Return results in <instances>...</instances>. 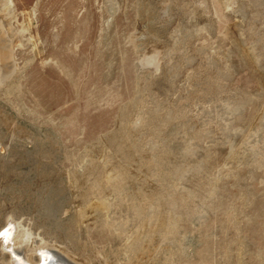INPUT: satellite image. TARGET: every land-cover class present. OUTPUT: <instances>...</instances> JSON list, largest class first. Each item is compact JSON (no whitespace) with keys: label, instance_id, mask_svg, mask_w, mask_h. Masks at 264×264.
<instances>
[{"label":"rangeland","instance_id":"rangeland-1","mask_svg":"<svg viewBox=\"0 0 264 264\" xmlns=\"http://www.w3.org/2000/svg\"><path fill=\"white\" fill-rule=\"evenodd\" d=\"M0 233V264H264V0H0Z\"/></svg>","mask_w":264,"mask_h":264},{"label":"bare ground","instance_id":"bare-ground-1","mask_svg":"<svg viewBox=\"0 0 264 264\" xmlns=\"http://www.w3.org/2000/svg\"><path fill=\"white\" fill-rule=\"evenodd\" d=\"M4 41V40H3ZM12 231H13V227L12 226H7V228H5L3 231H1L2 232V234H1V237H2V240H3V245H5L4 243H6L7 241H10V239H11V236H12ZM19 235V234H18ZM15 237V236H14ZM20 239H22V238H20ZM11 242H13V241H11ZM26 243V242H25ZM14 244V243H13ZM23 245V244H22ZM30 246V245H29ZM47 246V245H46ZM6 247H9V245L7 244L6 245ZM25 247V246H24ZM45 247V246H44ZM10 248H11V246H10ZM14 248V247H13ZM18 248H20V247H18ZM22 248V247H21ZM26 248V247H25ZM28 248V247H27ZM12 249V248H11ZM11 249H10V251H11ZM29 249V248H28ZM46 249V248H45ZM56 249V248H55ZM8 250V249H7ZM58 250V249H57ZM46 251V250H45ZM45 251L43 252L42 250H41V252L42 253H40V255H39V257H37L38 259L37 260H35V262H31L32 264H48L47 263V261H48V253L47 254H45ZM53 251H54V249H53ZM3 252V251H2ZM40 252V251H39ZM62 252V251H61ZM4 253H5V251H4ZM11 253V252H10ZM37 253V252H36ZM24 254V253H23ZM52 254V253H51ZM64 254H66V253H64ZM24 255H26V254H24ZM1 256H3V255H1ZM0 256V257H1ZM14 256V255H13ZM20 256V255H19ZM50 256V255H49ZM52 256V255H51ZM54 256V255H53ZM68 256V255H67ZM23 257V256H22ZM25 257V256H24ZM29 257V256H28ZM58 257V256H57ZM13 258H15V257H13ZM19 258V257H18ZM52 258V257H51ZM51 258H49V259H51ZM55 258V257H54ZM72 258V257H71ZM5 259H7V258H5ZM5 259H3V260H5ZM9 259V258H8ZM16 259V258H15ZM24 259V258H23ZM53 259V258H52ZM51 259V260H52ZM59 259V258H58ZM57 259V261H60V260H58ZM62 259V258H61ZM11 260H12V258H11ZM29 260V259H28ZM28 260H27V262H24L22 259H17V260H15V261H13V262H11V263H13V264H27L28 263ZM63 260V259H62ZM53 261L55 262V260L53 259ZM52 261V262H53ZM8 262V261H7ZM6 262V263H7ZM67 262V261H66ZM77 262V261H76ZM51 263V262H50ZM49 263V264H50ZM56 263V262H55ZM54 263V264H55ZM60 263V262H59Z\"/></svg>","mask_w":264,"mask_h":264}]
</instances>
